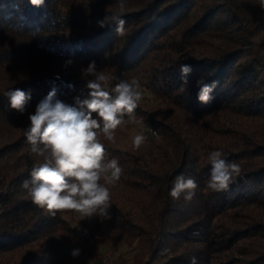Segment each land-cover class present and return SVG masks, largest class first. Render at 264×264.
I'll return each instance as SVG.
<instances>
[{
	"label": "trees",
	"instance_id": "16d2710c",
	"mask_svg": "<svg viewBox=\"0 0 264 264\" xmlns=\"http://www.w3.org/2000/svg\"><path fill=\"white\" fill-rule=\"evenodd\" d=\"M116 3L0 0V264H70L98 247L71 223L76 213L51 216L20 187L40 162L24 137L29 114L53 88L68 104L84 98L91 62L146 82L155 96L136 116L158 131L144 151L120 145L124 127L115 143L100 137L123 175L110 218L95 224L129 245L143 241L135 264H264V11L257 0H126L127 35L117 37L114 23H96ZM182 64L192 68L187 85ZM201 78L219 82L209 105L197 99ZM9 89L31 93L23 115L9 107ZM214 150L242 169L227 191L206 186ZM181 174L198 184L190 202L169 196Z\"/></svg>",
	"mask_w": 264,
	"mask_h": 264
},
{
	"label": "clouds",
	"instance_id": "9594fccd",
	"mask_svg": "<svg viewBox=\"0 0 264 264\" xmlns=\"http://www.w3.org/2000/svg\"><path fill=\"white\" fill-rule=\"evenodd\" d=\"M45 0H30L33 6H42ZM264 11V0H257ZM126 0H117L115 10L106 11L97 26L104 28L116 25L117 37L127 35L123 14ZM181 82L188 84L187 77L192 68L188 64L180 67ZM87 80V95L74 98L68 104L58 98L53 88L29 114V125L24 137L30 153L40 161L30 172V179H25L20 187L31 202L51 216L58 212L71 211L79 215L81 221L99 217L108 219L111 204V188L121 180L123 168L115 157H109L100 137L115 143L116 131L129 125L142 123L136 116V109L143 100L140 82L136 78L121 79L104 71L97 70L95 62L82 69ZM113 80L116 81L112 85ZM218 81L205 83L197 81L199 91L197 99L204 105L214 100L212 93L218 87ZM4 95L9 100V107L23 115L32 97L30 92L9 89ZM155 134V133H153ZM143 132L132 138L134 151L141 149L148 142ZM221 150L210 151L207 161L211 165L206 186L212 192L227 191L242 169L234 161L224 158ZM198 184L194 178H185L182 174L175 177L169 196L174 200L181 197L190 202L196 195ZM73 259L80 255V249L70 253ZM191 264H197L196 257Z\"/></svg>",
	"mask_w": 264,
	"mask_h": 264
},
{
	"label": "rangeland",
	"instance_id": "374dc122",
	"mask_svg": "<svg viewBox=\"0 0 264 264\" xmlns=\"http://www.w3.org/2000/svg\"><path fill=\"white\" fill-rule=\"evenodd\" d=\"M116 77L121 79L136 78L137 80H139L141 85L140 90L143 93V100L152 101V99H154V92L147 87L146 82L139 78L134 70H118L116 71ZM148 128L149 127H147L143 122L137 125L125 126L123 133L119 136L120 145L126 148H133L132 138L138 133H146L148 131ZM147 146L148 142L143 145L139 151H144ZM71 223L76 228L91 226L98 233V237L93 238L97 239L99 243L97 249L91 250V258H82L81 260H76L75 262L70 264H97L98 262H100V260L94 255L96 252L101 254L103 257L108 254L111 255L112 264H135L136 258L147 252L146 246L143 241L137 240L132 245H129L124 239L113 238L112 229L105 223L97 226L93 218H91L90 220L85 219L81 221L79 215L76 214L71 220ZM93 238L87 239L92 240Z\"/></svg>",
	"mask_w": 264,
	"mask_h": 264
},
{
	"label": "built area",
	"instance_id": "2783aa9c",
	"mask_svg": "<svg viewBox=\"0 0 264 264\" xmlns=\"http://www.w3.org/2000/svg\"><path fill=\"white\" fill-rule=\"evenodd\" d=\"M155 133V134H153ZM148 136V138L151 137H157L158 136V131L156 129H154L153 127H149L148 131L146 133H144ZM78 232L82 235L85 236L87 238H93V237H98V233L91 227V226H84V227H79L78 228ZM97 264H112V259H111V255H106L105 257H103V259L98 262Z\"/></svg>",
	"mask_w": 264,
	"mask_h": 264
}]
</instances>
